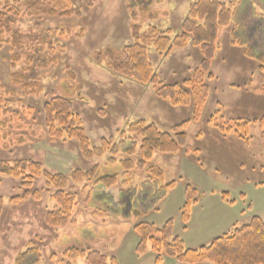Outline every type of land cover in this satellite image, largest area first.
<instances>
[{
	"label": "rangeland",
	"instance_id": "1",
	"mask_svg": "<svg viewBox=\"0 0 264 264\" xmlns=\"http://www.w3.org/2000/svg\"><path fill=\"white\" fill-rule=\"evenodd\" d=\"M194 1L164 0L146 12L138 8L134 15L126 0H76L75 8L81 11L80 16L43 18L40 21L27 19L17 24L15 28L23 33L38 32V27L41 31H63L66 38L63 36L64 40L56 45L61 48L56 56L57 65L43 72V92L40 95L23 93L14 99V103L20 101L21 105L23 102L31 112L30 115H21L25 127L15 130L10 142L2 145L0 160H33L40 162L50 173L66 176L74 170L88 171L98 165L100 176L118 175L120 180L112 189L113 200L102 201V194L107 190L97 187L93 189L95 196L91 202L86 203L85 196L79 198L74 213L76 225L54 229L46 223V215L59 209L53 199V187L38 179L34 189L40 192L39 198L31 197L17 204L11 199L22 195L21 181L0 177V197L4 201L0 213V264H16L18 254L24 252L29 244L40 248L38 264H67L64 252L72 246L114 256L120 264H135L139 258L146 264L153 260L154 264L151 251L143 256L137 254L139 239L134 227L142 222L162 227L173 218L176 224H180L178 218H181L180 209L185 202L187 184L198 189L200 194L189 231L186 233L183 226H175L174 236L182 235L187 247L208 245L213 236L203 235L201 239L194 240L196 230H199L198 234L212 233L224 225L226 216L234 217V222L241 225L248 223V215L264 219V123L253 124L249 137L240 139L238 128L232 121L235 119L232 111L243 99L252 98L257 104L258 98L264 96L260 90L264 87V75L254 60L247 62L243 69L239 65L228 64L223 58L227 51V29L219 33L220 50L211 68L213 79L207 82L209 98L201 118L196 121H193L192 104L173 107L156 95L153 86H142L119 77L104 64L96 62L99 52L107 49L119 51L132 45L134 24L140 27L142 34L156 28L162 32L171 31L174 38L181 32ZM231 1L221 0L226 5ZM245 6L250 8L255 21L247 29V41L256 44V53L264 52V33L253 29L259 20L264 22V0H243L242 7L234 16V24L245 22ZM150 14H153L152 18ZM8 58V47L0 46V80L10 87L9 75L13 70L9 68ZM149 59L159 80L174 84L191 78L200 67L202 53L192 44L169 56L160 55L151 47ZM53 96L72 100L75 112L83 119L92 147L99 146L103 139L114 138L120 142L124 132V138L128 139V126L140 120L155 123L164 132H170L172 126L189 120L188 147L178 155L156 153L144 170L124 175L119 165L107 162L114 157L112 153H107L102 159L88 161L80 153L76 140L49 139L43 106ZM216 111L218 114L214 116ZM229 127L232 130L229 131ZM240 135L245 137L243 133ZM115 157L118 161L132 159L137 162L139 152L135 149L128 156L120 148ZM150 167L160 168L164 172V180L151 178L147 170ZM172 182L176 183L175 189L163 198L158 191ZM84 184L87 183L70 184L65 191L79 193ZM129 190L132 192L127 196ZM224 192L237 200L234 207H220L223 204L220 196ZM241 194L246 200L239 197ZM242 211L245 217H241ZM198 218H201V223L196 222ZM72 264L87 263L80 259Z\"/></svg>",
	"mask_w": 264,
	"mask_h": 264
},
{
	"label": "trees",
	"instance_id": "2",
	"mask_svg": "<svg viewBox=\"0 0 264 264\" xmlns=\"http://www.w3.org/2000/svg\"><path fill=\"white\" fill-rule=\"evenodd\" d=\"M164 0H126L128 8L136 15L137 9L141 12L151 10L154 4ZM76 0H0V46L9 49L10 87L0 80V148L10 140L15 130L24 129V119L21 115H30L31 109L20 101L14 103L16 97L25 95H40L43 92V72L58 63L57 48L64 39V32L57 30L31 31L29 34L15 28L17 24L27 19L42 20L43 18H71L81 15L76 6ZM243 0H232L228 5L221 0H196L189 9L184 20L181 32L171 37V31L162 32L150 28L141 33L140 27L132 26L134 43L119 51L107 49L96 56L98 64H104L113 74L128 79L136 84L151 85L156 95L173 107H187L193 105V121L199 120L206 105L210 88L208 81L213 79L212 63L220 50L219 33L227 29L232 47L243 51L246 59L254 60L259 65V71L264 75V52L256 53L255 43L247 41V29L254 23L250 8L244 7V21L234 24L233 19ZM151 18L153 14L149 15ZM263 20V19H262ZM254 26V30L264 33V22ZM253 21V22H252ZM260 27V28H258ZM258 33V32H257ZM252 35V33H251ZM250 35V36H251ZM6 37V38H5ZM64 38H66L64 36ZM189 44L202 53L200 67L191 78L182 83L167 84L159 80L149 59V49L153 47L160 55H170L177 50L186 48ZM56 47V48H55ZM59 49V51H58ZM42 74V75H41ZM264 95V87L260 88ZM21 94V95H20ZM43 119L47 135L52 141L76 140L83 158L91 161L102 159L107 153L114 157L107 161L111 165H119L124 175L137 170H144L150 164L156 153L178 155L187 149V128L191 121L187 120L172 126L170 132L161 131L155 123L140 120L128 126V139L122 134V141L114 138L103 139L97 147H92L87 136L82 117L75 112L70 99L53 96L43 106ZM218 114L215 112L214 116ZM214 121V117L212 122ZM238 138L247 139L250 128L255 123H264L263 118H235ZM222 129V128H221ZM223 130V129H222ZM229 131L232 127H229ZM243 133L245 135L241 136ZM14 140V139H13ZM19 142L22 140L18 139ZM16 141V140H15ZM10 142V141H9ZM120 148L128 156L138 149L139 159L117 160L115 155ZM151 178L163 181L164 172L158 167L147 169ZM100 166L95 165L88 171L74 170L69 176L50 173L40 162L33 160L3 161L0 160V177H8L21 181L23 193L11 199L12 203L39 198L40 192L34 189L35 182L43 179L47 186L53 187V199L59 209L46 215V223L51 228L76 225L75 209L79 205V198L85 196V202L95 196L97 187L104 188L102 201L113 200L112 189L118 185V175H99ZM84 184L79 193L65 191L70 184ZM125 183V182H124ZM1 185V180H0ZM176 183L172 182L162 187L158 192L163 198L173 191ZM127 192V196L131 194ZM103 193V192H102ZM198 189L191 184L185 187V202L181 208V221L184 228L190 221L193 206L199 203ZM222 198L229 204L230 194L222 193ZM106 199V200H105ZM91 202V201H90ZM129 203V201H127ZM4 201L0 197V213L3 211ZM174 219H169L162 227L151 222H142L134 227L138 237L136 252L139 256L151 251L154 255V264H264V219L254 215L246 225L236 226L230 232L214 238L208 245L196 249L185 246L183 239L174 236ZM67 264L85 259L87 264H119L116 257H108L98 251H85L75 246L64 252ZM41 260L40 248L29 244L24 252L18 254L16 264H38Z\"/></svg>",
	"mask_w": 264,
	"mask_h": 264
},
{
	"label": "crops",
	"instance_id": "3",
	"mask_svg": "<svg viewBox=\"0 0 264 264\" xmlns=\"http://www.w3.org/2000/svg\"><path fill=\"white\" fill-rule=\"evenodd\" d=\"M196 1V0H195ZM194 1V2H195ZM223 58L225 60H227L228 64L230 63L231 65H236V66H240L241 68H245L246 65H247V62H249L250 60L246 59L244 54H243V51L239 48H236V47H232L230 45V39H229V34L227 35V51L225 52V54H223ZM249 64V63H248ZM231 86V85H230ZM233 87V86H232ZM255 103V100H252L249 99L247 97V100L243 99L240 104L235 103V104H238L236 105V107L234 108V111H232V114H233V117L235 118H253V119H256V118H263L264 117V96L263 97H259L258 100H257V104H254ZM234 104V105H235ZM220 153V152H219ZM239 165V164H238ZM239 197H241L243 200H246V197L244 194H241ZM230 198H231V201L234 202V204H229L227 201H225L223 198H222V195L220 196V199H221V202L223 203L221 206L218 205V207H224V205H231V207H234L236 205V202L237 200L236 199H232L231 195H230ZM199 204V203H198ZM197 204V205H198ZM195 205V206H197ZM193 206L192 208V212H191V217H190V221L189 223L187 224V226L184 228V225L181 221V218L179 217V223L180 224H176V220L174 219L175 221V224H174V232H175V226L176 227H181L183 226V229L182 230H185L186 233L189 231L190 229V226L193 222V213H194V210L196 209V207ZM180 212H181V209H180ZM245 212L242 211L241 213V217H245ZM181 216V215H180ZM236 217V216H235ZM253 216L251 215H248L247 216V220L246 221H250V219L252 218ZM226 220L223 221L224 225L220 228H217L216 231H212L211 232H204L201 234H198L197 232H199V230H196V234L194 236V240H197V239H201V237L203 235H212L213 238H216L220 235H223V234H226L228 232H230L234 227L236 226H240V222H234V217L233 218H229V216H226ZM201 221V218H198L196 219V222L199 223ZM201 223V222H200ZM240 224V225H239ZM202 225V226H201ZM199 226H201V228H203V224H201ZM197 226V227H199ZM201 231V230H200ZM178 237H180L181 239L183 238L182 235H179ZM196 237V238H195ZM212 238V239H213ZM184 243H185V240L183 239ZM212 241V240H211ZM209 241V242H211ZM185 246H186V243H185ZM187 247V246H186ZM189 249H196L197 247H187ZM149 255V254H148ZM154 257V256H153ZM138 259V258H137ZM142 258H139L138 260H136L135 264H146L144 263V261L141 260ZM119 261V260H118ZM151 264H153V260H151ZM120 264V262H119ZM172 264H180V263H176V262H173Z\"/></svg>",
	"mask_w": 264,
	"mask_h": 264
}]
</instances>
